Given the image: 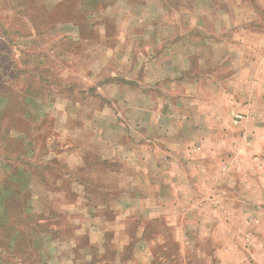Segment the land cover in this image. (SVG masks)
<instances>
[{
    "label": "rangeland",
    "instance_id": "obj_1",
    "mask_svg": "<svg viewBox=\"0 0 264 264\" xmlns=\"http://www.w3.org/2000/svg\"><path fill=\"white\" fill-rule=\"evenodd\" d=\"M122 19L131 23V29L142 21L141 31L138 27L134 31L140 38L129 53L138 60L145 59L139 50L146 56L152 53L151 30L160 33L157 44L185 38L193 50L205 46L206 36L205 48L213 56L219 51L212 43L233 41V48L252 59L257 84L252 87L241 80L239 86L225 87L233 91L230 101L229 96L222 100L217 93L193 89L186 101L174 103L179 105L175 119L150 117L146 108L151 102L144 100L145 130L140 137L147 150L142 157L167 156L166 149H154L157 143L165 146L171 136L159 134V127L186 129L176 135L188 144L178 142L168 151L175 158L172 177L182 194L176 197L179 211L173 227L167 230L165 225L140 221L152 244L161 231L160 241L169 245L142 251L128 246L122 252L125 236L111 228L105 239L110 259L94 263L86 260L88 253L100 250L88 243L90 201L87 196L78 199L80 211L69 202L77 200L72 192L74 173L82 179L77 188L84 195L99 191L103 182L87 181L90 167L71 170L65 159L70 160L66 153L73 156L79 143L85 146L87 162L97 163L91 170L104 178L107 165L104 170L98 163L102 155L89 143H102L103 135H95V130L112 127L111 168L130 171L125 164L129 152L117 144L135 141L136 118L128 111L127 116L110 118L101 113L94 120L87 112L106 103L112 114L126 108L121 101L104 98L96 84L100 76L106 77L103 74L120 72L117 79L127 76L133 83L137 79L134 59L127 63L122 55L113 60L109 56L113 51L120 54L125 43ZM96 58L107 63L106 71L95 68ZM126 64L131 65V75L125 73ZM191 64L192 76L204 71L197 60ZM263 65L264 0H0V264H118L113 260L118 256H124V264H264ZM214 66L208 64L209 77L229 74ZM117 90L115 86L111 95ZM129 97V105H134L135 95ZM154 180L157 184L149 185L148 193L155 202L161 200L157 193L168 179ZM110 185L111 194L117 195L114 178ZM94 195L102 201V195ZM106 214L114 218L111 212ZM136 226L134 222V243ZM39 230L56 237L62 246L47 243L49 249L43 250L44 239L35 240Z\"/></svg>",
    "mask_w": 264,
    "mask_h": 264
},
{
    "label": "crops",
    "instance_id": "obj_2",
    "mask_svg": "<svg viewBox=\"0 0 264 264\" xmlns=\"http://www.w3.org/2000/svg\"><path fill=\"white\" fill-rule=\"evenodd\" d=\"M157 17L158 15H155V19L153 20H156ZM152 18H154V16H152ZM122 21L123 23L121 32H123L125 35V43L121 47L120 54H117L116 51H113L112 54H109V56L113 60L114 55H122L121 59L124 56V60L128 61L127 63H131L130 61L133 62L134 59L137 77L135 80L137 82L135 81V83H133L127 76L125 77V80H128L126 81L127 83L123 82L125 81L124 79H117L118 77L116 76L118 74L121 75L120 72L110 74L107 73L108 75L106 73H102L108 78V80L105 79L106 77L104 78L105 80L101 79L100 76L97 79L96 84L98 85V89L103 92L104 98L109 97L110 100L116 99L119 102L121 101V103H123L126 108L122 109L121 112L114 111L112 114V106L106 103L101 109H94V107L91 106L87 112L94 118V120L97 119L98 115L101 113H103V116L110 118L111 115L122 116L124 114L127 116L130 112L131 114L129 116H134L136 118L134 120L135 134H131L132 136L136 135L135 141L127 143L122 140L121 143L117 144L119 149L122 150V148H124L129 152L127 153L128 158H125V164L130 168V171L122 170L113 172L111 168V152L113 150V143L111 142L110 135H112V127L110 128L104 126L102 130H100V128L97 129L98 131L95 130V135L96 132H99L98 134L103 135L102 143H89L92 144L94 149L96 148L98 154L102 155L101 159H98V163H101V165L104 167V170H106L107 165V173H104V178L95 174L91 170V165L92 168H94L97 163L90 164L87 162V160L84 158L85 146L79 143H77L75 146V152L73 153V156L69 155L70 153H66L68 154L67 156L70 157V160L65 159L67 166L70 167L71 170H78V168L89 166L90 168L88 173L85 174L87 181L103 182L102 186L100 185L101 187L97 186L100 187L98 188L100 190L94 192V194L103 196L102 201H98L96 200V196L94 194H82V191L77 188L79 181L82 179L78 178V174L74 173L72 177V192L75 193L77 200H71L69 202L75 209H78L77 211H80L81 206L79 205L78 199H81L83 196H87V200L90 201V206L87 207L88 214L91 213V219H89L90 223L86 228L88 243L91 246H96L100 250L94 249L93 252L91 251L88 253L86 260L88 262L93 261L94 263H106L110 259L109 255L107 257V242H105V239L107 238V231L111 228H113L114 231L116 229V232L119 231L125 236V239L122 241L123 243H121L119 247L120 251L124 250L128 246L135 247L136 251L137 249L142 251L143 249H150L154 245H161V243L162 246L165 247H168L169 245V241H167V243H163L166 242L165 240L160 241L159 234L161 231L156 234L157 236L154 239V243L152 244V241L150 242L149 239H147L146 229L143 227L140 221L156 223L157 225L160 224L163 226L165 225L167 230H170V228L172 229V224H174L172 220L175 219L174 217L178 213L177 211H179L176 204V197H180L182 194L181 190L179 191L176 189V179L172 177V169L175 167V158L168 151L170 149H176V146L178 147L177 143L181 142V140L179 138L177 139L176 133H185L186 129L176 128V125V127L171 130L168 129L167 126L162 128L159 127V134L170 133L171 136L167 138L169 140H167V144L165 145L166 147L157 143L154 149H157V146L161 147V151L166 149L167 156H161L159 153L155 154V156L151 154V157H147L146 159L142 157V151L145 149L147 150L142 137H140V134H143L145 130V127L143 126L145 109V107L143 108L144 100L151 102L146 108L147 111H149L148 114L150 113V117L154 118L155 120H159L161 117L163 118L168 115L175 119L178 113L176 109H178L179 105H175L174 103L178 102L180 104V101H186V97L191 95V91L193 89L196 91V93H201L207 90L211 91V93H217L220 97H222V100L227 98L226 96H229L228 98L230 101L233 91L227 90L225 87H231V85L239 86L241 80L247 82L248 86H250L249 84H252L253 87L257 84V77L252 65V59H249L248 56H245L244 52H239L237 49L233 48V46L236 45V42L232 41L229 44H227V41L225 43L215 42V46L212 43L211 46L213 50L219 51L215 53V56H213L211 54L208 55V50L206 48H208L209 43L206 36L204 38V41L207 42L204 43L205 46H203L202 43L199 45V47L194 46L196 49L193 50L191 42L185 38L177 42L174 40V38H172L171 41L170 37H167L171 42L168 44L164 43L163 45L157 44L155 41L159 40L160 33L159 31L151 30L150 46H152V53L151 55L147 54L148 56H146L145 52L141 49L138 52L142 54L143 58L145 59L142 60L140 57L138 60V57H135V55L131 56L129 53H131L133 50L131 49L133 46V41L137 42L140 38V34L137 31L134 33V31L137 27V30L141 31L139 26L141 25L142 21L135 24V26L132 24L134 26L133 29H131V23H129L126 19H122ZM152 22L155 21H151L149 23H151L153 27H156ZM147 23L148 22L144 23V25ZM164 26L167 27L166 34H168L170 25L167 24ZM103 34H106V31H104ZM96 60L98 61L97 58ZM192 60H197V62H199L198 68L201 71L204 70L203 72H198L197 76H192ZM209 63L215 65V69L227 71L229 74L225 76L221 75L220 78L209 77V73L207 72ZM126 66L127 71L125 73H129L131 75V65L126 64ZM97 67H99L98 69L100 70L106 71L107 63H100L98 61L95 63V68ZM119 69L122 70V64L120 65ZM262 71L264 73V65ZM128 83L134 85H128ZM115 86L119 87V90L115 91L114 95H111V91L114 90ZM106 88L109 90L111 88V90L108 91ZM234 90V92H236V89ZM248 94L250 96L249 90ZM252 94L254 95L255 91H253ZM132 95H135V103L134 105H129V102L131 103V98L129 96ZM125 110L127 112H125ZM94 120H92V122H94ZM122 124L124 125L125 123L122 121ZM125 129V133L128 132V134H130L131 129L127 127ZM155 132L156 130H154V133ZM138 134L140 137L139 140L137 139ZM181 143L184 145L188 144L184 141ZM132 150L135 152L132 153ZM106 151H108V153H106ZM149 165L151 166L150 172ZM163 166L167 167V169L164 170L162 168ZM136 169H138L139 172H137ZM155 176H161V178L168 179V181L166 186L165 184H162L161 189H159L160 191L157 193L161 200L154 202L150 200L148 186L157 184L154 180ZM113 178L117 184L115 189L117 190V195H113L110 192L113 191L112 186L110 185ZM170 183H172L171 187ZM44 191H46V189L43 188L42 192ZM57 194L63 198L66 197V195H63L60 191H58ZM65 204L67 203L65 202ZM70 208H72V206ZM107 211L111 212L114 215V218H108L106 214ZM134 222H137L134 232V235L137 238L135 243L131 241V237H133L132 231ZM82 230L83 226L80 229L77 228L78 232H81ZM38 233L39 234L37 235L35 234V240L36 238H42L46 242L45 249L43 250L49 249L47 243H50L52 246H62L63 244L62 242H59L56 237L47 234L43 230H39ZM141 239H144V243ZM152 255L149 257V260H151ZM123 257L124 256H118V258H113V260L115 263L119 262L118 264H124Z\"/></svg>",
    "mask_w": 264,
    "mask_h": 264
}]
</instances>
